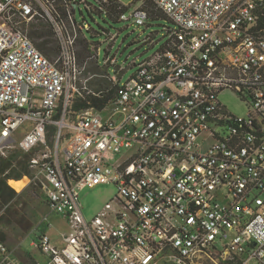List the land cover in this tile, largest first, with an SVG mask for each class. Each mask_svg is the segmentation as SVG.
Segmentation results:
<instances>
[{
    "label": "built area",
    "instance_id": "obj_1",
    "mask_svg": "<svg viewBox=\"0 0 264 264\" xmlns=\"http://www.w3.org/2000/svg\"><path fill=\"white\" fill-rule=\"evenodd\" d=\"M110 1L0 0V155L41 147L30 166L70 227L55 240L38 235L47 259L37 264H264V0H150L172 22L164 42L125 82L107 72L112 97L71 119L87 63L75 12L109 14ZM144 1L117 20L146 25ZM42 14L53 59L26 29ZM226 91L243 114L224 104ZM99 184L116 193L87 219L80 191ZM0 264L30 263L0 240Z\"/></svg>",
    "mask_w": 264,
    "mask_h": 264
},
{
    "label": "rangeland",
    "instance_id": "obj_2",
    "mask_svg": "<svg viewBox=\"0 0 264 264\" xmlns=\"http://www.w3.org/2000/svg\"><path fill=\"white\" fill-rule=\"evenodd\" d=\"M92 1V0H90ZM125 6V11H132L142 3V0H118ZM144 6H148L153 17L164 15L160 10L153 6L150 1H144ZM59 12H65L62 2L57 1L55 4ZM152 10L154 12H152ZM75 19L78 23H84L86 27L83 32L78 31V52L80 61L86 63L79 82L80 92L75 94L73 103L70 106L71 119H76L80 111L76 107L77 99H86L88 94H106L110 90L114 92L113 82L108 73L113 77L116 76L121 82H125L135 72L136 67L132 65L134 61H142L155 52L164 42L165 26H172V22L166 16L159 18H149L146 25H138L135 22H126L111 17L108 13H99L88 11L82 5V11L77 9ZM27 32L31 37L34 30L50 29L52 34L41 38H32L37 45L42 40H49L51 48L50 59L56 57L59 46L55 37L53 27L49 19L44 15H39L26 26ZM109 33L116 35L115 41H109ZM85 35V36H84ZM149 36V42H145ZM89 42L99 48V65L95 60H89L91 54ZM154 41L153 45L152 42ZM108 54L115 57L116 63L105 65L104 61ZM108 67V68H107ZM108 72V73H107ZM113 94V93H112ZM111 94V95H112ZM221 99L227 107L236 114L245 112L244 104L239 100L232 91H226L221 95ZM27 125L22 126L16 133L17 140L20 139ZM41 147L30 152L13 156L15 152H10L8 157L0 155L2 158L13 157V164L8 171H14L19 168L18 164L23 161L29 164V160L35 156ZM5 174L0 175L4 177ZM12 190H3L0 192V240L5 241L11 247L17 248L19 256L24 252L29 253L37 262L46 261L47 257L42 251L33 245V241L38 240V235L47 231L55 240L63 231L70 229L68 222L62 214H59L47 206L42 195L38 191L39 179L37 178V168L28 166V171L23 174L21 179H27V183L22 190H17L10 184ZM16 179V180H21ZM116 193V187L112 184H99L94 187H85L80 191V202L83 207L84 215L91 219ZM45 217L47 221L44 223ZM49 224L51 226H49ZM219 264H224L218 261ZM212 260H206L202 264H218ZM160 264H167L161 260Z\"/></svg>",
    "mask_w": 264,
    "mask_h": 264
},
{
    "label": "trees",
    "instance_id": "obj_3",
    "mask_svg": "<svg viewBox=\"0 0 264 264\" xmlns=\"http://www.w3.org/2000/svg\"><path fill=\"white\" fill-rule=\"evenodd\" d=\"M146 1H150V0H146ZM151 3L153 4V2H151ZM153 6L155 7L154 4H153ZM145 7L147 9L149 8L146 5H145ZM107 8L109 10V15L111 17L117 19L118 16H119V14L122 11H124L125 6L120 1H118V0H111L110 1V4L107 6ZM148 11H149V15H150L149 18H153V19L156 18L157 19V18H159L161 16H164V15H160L158 17H153L151 11L149 9H148ZM152 12H154V11L152 10ZM63 14H65V12ZM51 34H52V31L50 29H47V30H34L31 33V37L32 38H36V37L37 38H41V37H44V36H50ZM37 47L46 56L47 55H50L51 48L49 46V40H42L41 42H38L37 43ZM112 93H113V90H110V93L108 95L102 94L103 95L102 98H100L96 94H88L87 98L84 99V100L83 99H77L76 107H78V109H80V110H82V109H84L86 107L92 106V105L95 106V107H101L105 102H107L112 97V95H111ZM74 98H75V96H74ZM74 98L72 100V103L74 101ZM89 101H90L91 104L88 103ZM54 132H55L54 127H50L49 128V132H48V142H49V144H51V142L53 140ZM37 148L38 147L33 148L32 150L37 149ZM32 150H30V151H32ZM12 151L15 152V154L13 156H20L21 154L30 152V151H23V150H21L19 148L12 149L10 152H12ZM8 155L6 157H8ZM3 157H5V156H3ZM31 159L29 160V164L28 163L27 164H24L23 161H20L19 164H18L19 168L16 169V170H14V171H8V169L13 164V157H9L7 159L2 158L0 160V175L5 174L4 177H0V192H2L3 190H9V189L12 190V191H14L13 188L8 184V181L7 180L9 178L21 179L23 177V174H26L27 173L28 166L30 165ZM38 191L41 194L40 185H38ZM30 264H37V262L32 261Z\"/></svg>",
    "mask_w": 264,
    "mask_h": 264
},
{
    "label": "bare ground",
    "instance_id": "obj_4",
    "mask_svg": "<svg viewBox=\"0 0 264 264\" xmlns=\"http://www.w3.org/2000/svg\"><path fill=\"white\" fill-rule=\"evenodd\" d=\"M27 183V179H21V180H16V179H11L10 184L16 188L17 190H22L24 186Z\"/></svg>",
    "mask_w": 264,
    "mask_h": 264
},
{
    "label": "crops",
    "instance_id": "obj_5",
    "mask_svg": "<svg viewBox=\"0 0 264 264\" xmlns=\"http://www.w3.org/2000/svg\"><path fill=\"white\" fill-rule=\"evenodd\" d=\"M21 257H22L24 260H26L27 262H29V263H31L32 261L37 262L36 259H34L33 256L30 255V254L27 253V252H24L23 255H21Z\"/></svg>",
    "mask_w": 264,
    "mask_h": 264
}]
</instances>
